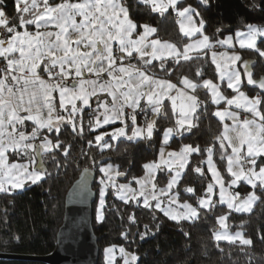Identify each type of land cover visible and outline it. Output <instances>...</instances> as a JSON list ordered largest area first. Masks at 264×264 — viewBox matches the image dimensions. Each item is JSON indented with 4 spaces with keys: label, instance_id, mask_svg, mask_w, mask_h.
Returning <instances> with one entry per match:
<instances>
[{
    "label": "snow or ice",
    "instance_id": "obj_1",
    "mask_svg": "<svg viewBox=\"0 0 264 264\" xmlns=\"http://www.w3.org/2000/svg\"><path fill=\"white\" fill-rule=\"evenodd\" d=\"M138 2L150 4L154 11L161 14L166 13L171 7L176 11L178 17L183 18L181 30L184 34L192 36L200 33L202 38L185 46L182 52L176 45L167 42L161 43L159 39L146 43V38L155 33L157 29L148 24L138 25L134 22L130 16L127 0H76V2L61 0L59 3L53 2L52 4H49V0H14L16 15L13 18H9L6 12V0H0V28H2L0 31V59L5 62L3 66H0V193L9 191L7 185H11L13 190L22 189L28 181L36 184L45 175H50L46 169L37 167L36 155L34 154L37 149L43 152L60 149L65 157L69 156L71 145H64L59 139L61 127L68 124L73 132L82 134L84 131L83 124L79 122L78 126L77 117L81 116L85 108L91 107L90 100L92 97H98V93L106 92L111 97L110 107L107 101L101 103L99 97L95 101L99 107L104 108V124L114 123L117 119L123 120L125 107L133 109V112L129 114L133 125L131 135L126 136L125 127L127 125H125V127L118 128L111 134L113 140L124 136L128 141L150 140L152 138L155 121L148 122L145 116V127L135 126V109L140 106L141 99L145 97L147 99V107L140 109L144 113L150 107L153 113L160 115L165 98L170 99L173 107H175L177 97L170 96L169 92L175 89L176 85L169 80L157 79L154 72L149 74V67L155 68L154 65H151V60H161L160 68L165 75H169L175 70L181 59L184 61L192 59V56L189 55V49L212 48L210 37L203 32L205 22L201 17L199 26H197L193 17H198L199 13L191 5L179 8L178 5L182 3V0H166V2L165 0H138ZM200 2L205 6L208 5V0H200ZM41 3L43 5L42 12L38 11ZM78 17L80 18L79 21L77 20ZM185 23L191 27L185 29ZM30 25L35 26V33L27 30L26 26ZM49 26H54L58 31L47 30ZM20 28L25 30L20 31ZM138 28H142L143 32H138ZM247 28V32L236 33L240 47L255 49L264 58V51L256 46L258 37H264V27L248 25ZM40 29H45V31H40ZM72 33L78 34L80 38L72 41ZM134 33L137 34L138 39H133ZM114 43L117 45L115 50ZM216 43L222 46H231L232 36L229 35L223 40L217 39ZM81 45L89 48L90 51L81 52ZM148 47H151L150 52L146 51ZM134 53H138L139 59L143 61V67H136L131 63L127 66L124 65L123 62L126 59L134 58ZM166 54L175 61L170 67H166L163 63ZM224 55L232 64L241 60L239 55ZM149 56L151 60L145 59ZM118 60L120 61L119 65H117ZM212 61L220 70V80L223 81L227 78V88L238 93L236 97L227 99V104L229 106L235 105L237 109H244L252 115L251 119L246 118L241 121L239 115L233 111L225 110L214 113L221 120H224L226 116L232 120L230 126L224 125L222 136L217 138L221 148L220 159L226 160V170L232 177L228 186L238 185V182L245 181L253 189L259 185L260 189L264 190V161L258 164V160L264 157V111H261V106L264 105V79L255 80L248 62H244L247 84L257 85L260 90L249 98L240 91L243 82L241 71L227 63L224 65L218 63L215 52L212 53ZM40 71L48 75V81L40 76ZM85 73L95 76V79L84 78ZM104 73L111 79L101 82ZM202 74L203 69H198L197 76ZM69 77L72 79L71 84L67 83ZM182 83L187 88L192 89L193 92L198 87L187 77L182 79ZM202 86L211 89L215 103L225 99L212 80H204ZM145 88L149 90L146 92L144 91ZM35 89H39V93ZM56 91L59 92V106L67 113V116L57 113L55 97L53 96ZM179 95L184 97L185 93L180 92ZM187 99L191 103L187 108L183 104L181 105L182 118L176 121L177 128H167L164 135V145L168 144V139L173 133L183 135L182 129L191 131V128L196 126L194 120L198 121L196 112L201 105L195 95H189ZM77 102H80L79 106ZM37 103L43 107L34 110V105ZM68 105L71 107L69 108ZM28 120L34 121L36 125L30 134L24 130L25 121ZM89 124L91 125V121ZM185 124L188 125L187 129H184ZM96 126H100L98 118ZM42 129L56 135L55 143L47 137H44L43 143L39 146L34 143L40 138ZM233 133L235 134L234 137L230 135ZM104 135L109 134L105 133ZM95 140L97 142L104 141L101 148L111 147L109 141L104 140L103 135L96 136ZM225 141L231 148L230 153L227 151ZM87 143L91 145L92 141ZM200 151L199 146L193 147L189 144L183 146L178 153H169L168 159H165L162 146L159 162L145 164L143 167L148 170V176L136 180L140 185L139 197H143V206L153 208L150 203L152 200L156 201L154 208L164 212L172 220L198 218L200 214L198 208L188 204L182 205L186 209L183 213L174 211L171 206L162 208L161 204L164 201L158 198L157 185L150 178H154L158 169L175 171V175L171 176L166 188L158 189L159 195L166 194L179 182L180 169L187 166L189 156ZM204 151L207 153V159L202 160L201 163L207 165L216 183L219 184V203H227L228 209L237 213L249 211L252 203L259 199L255 191L239 204L234 203V200L239 198V193L234 197L229 196L225 200L224 180L212 158L214 149L209 146ZM13 154L27 157V163H9V156ZM53 162L57 169L63 167L55 155H53ZM99 171L104 173L100 180L104 189L109 186L116 188L121 200L138 199L136 190L130 186V183L117 185L112 175L113 172L115 176H123L125 173L119 172L118 168L114 169L111 164L101 167ZM194 171L201 175L204 174L203 169L199 166H196ZM133 179L136 178L133 177ZM149 183L153 189L150 196L145 192L146 185ZM185 191L195 195L194 188L188 187ZM213 192L214 185L208 183L205 195L198 198L199 208L208 210L214 208L211 199ZM104 196L105 191L102 190L98 215V219L101 221L104 219ZM172 202H175V197H173ZM129 218L135 223L134 214ZM226 220L227 215L219 217L222 227L226 226ZM144 228L145 232L141 234V239L150 234L149 226L145 225ZM122 235L125 239L128 238L127 231ZM215 238L217 241L227 240L229 242H235L239 239L243 245L252 244L251 239L244 238L241 232H236L235 235L217 232ZM14 239L19 242V237H14ZM119 251L125 257L124 264H135L138 260L135 254L127 253L123 247ZM113 252L114 248L111 247L106 250L109 264H112Z\"/></svg>",
    "mask_w": 264,
    "mask_h": 264
},
{
    "label": "trees",
    "instance_id": "obj_2",
    "mask_svg": "<svg viewBox=\"0 0 264 264\" xmlns=\"http://www.w3.org/2000/svg\"><path fill=\"white\" fill-rule=\"evenodd\" d=\"M53 2L59 3L61 0H49V4ZM127 4L134 22L156 28L155 36L159 39L178 43L184 41L178 29L174 9L166 14H160L149 4L139 3L138 0H127ZM6 5L9 18H13L16 15L14 0H6ZM181 5H191L199 13L198 18L202 17L205 22L204 31L212 40L222 36L225 29H247L248 25L264 27V0H208L207 6L200 0H184ZM40 11H43V6ZM29 28L33 29L34 26L30 25ZM19 30L22 31V28ZM141 30L142 28H138V32ZM262 41L264 39H261L258 48L264 51ZM243 52L246 57L242 61L253 58L258 62L254 69L255 78L264 76V58L257 51ZM134 61L133 59L130 62ZM137 63L143 67V61L138 59ZM161 63L151 61L155 68L149 67V74L154 72L155 76L168 79L175 84H179L183 77L199 84L197 97L201 106L196 112L198 116V121L194 120L196 126L192 127L191 131L182 130L183 135L176 134L169 145L170 148L178 149L182 145L191 144L193 147L199 146L201 150L191 155L190 163L177 188L181 198L198 205V198L205 195L207 184L212 182L206 164L201 163L206 159L207 153L204 151L206 147H213L218 167L226 177H229L225 172V160L220 159L221 148L217 139L221 137L222 125L214 115L208 90L201 86L204 80L216 78L215 67L209 55L204 52L193 56L189 61L180 60L169 75H165L160 68ZM163 63L170 67L175 61L171 59ZM201 68L203 74L197 76V70ZM245 89L251 95L258 92L248 89L246 85ZM163 112L162 117L156 122L150 140L128 141L122 137L117 140L111 139L109 131L115 129V126L95 129L93 109H85L81 116L77 117L78 126L79 122L83 124L82 134L73 132L68 124L62 125L59 139L64 145H71L69 156L65 157L60 149L43 153L42 159L50 175H45L36 184L29 183L22 189L0 193V254L23 256L52 254L57 248V233L63 223L66 194L81 171L90 165L93 166L97 174L94 184L97 199L101 177L99 169L102 165L108 163L116 165L119 172L125 173L122 179L124 181L139 177L144 171L143 166L157 159L164 130L174 125L168 106ZM144 117L137 115V120L142 122ZM128 127H132V124ZM105 133L109 135H104ZM98 135H103L111 147L101 148L104 141L97 142L95 137ZM44 136L55 143L54 133L44 130L38 140ZM88 141H92V144L88 145ZM53 155L63 167L56 168ZM261 161H264V157L259 159L258 164ZM196 166L203 169V175L194 171ZM168 176L166 172L161 171L158 183L161 185ZM188 187L195 189V195L185 191ZM253 190L259 199L252 212L248 214L228 210L225 205L218 203L215 195L212 210L203 212L197 220L181 222L170 220L154 207L145 208L139 203H125L109 191L105 200L103 221H99L95 215L97 200L93 205V229L100 247L98 264H106L102 251L103 248L112 246L123 247L127 253L135 254L138 257L135 264H264V239H261L264 237V190L259 186L253 189L244 183L237 189L241 197ZM133 214L135 223L129 218ZM222 215H227L230 230H242L245 237L251 239L252 244L217 241L214 234L218 229L217 219ZM145 225L149 226L150 234L141 239ZM125 231L128 232L127 239L122 235ZM14 237H19V242H16ZM0 264L46 263L0 258Z\"/></svg>",
    "mask_w": 264,
    "mask_h": 264
},
{
    "label": "rangeland",
    "instance_id": "obj_3",
    "mask_svg": "<svg viewBox=\"0 0 264 264\" xmlns=\"http://www.w3.org/2000/svg\"><path fill=\"white\" fill-rule=\"evenodd\" d=\"M183 1H184V0H182V2H183ZM73 2H76V1H73ZM165 2H166V0H165ZM149 5H150V4H149ZM150 6H151V5H150ZM186 6H188V5H181V4L178 5L179 8H183V7H186ZM192 8H193V7H192ZM171 9H172V8L170 7V8L168 9V11H170ZM168 11H167V12H168ZM155 12H156V11H155ZM167 12H166V13H167ZM157 13H159V12H157ZM166 13H163V14H166ZM174 13H175V15L177 16L175 10H174ZM160 14H161V13H160ZM182 19H183V18H180V20L177 21V25H178L179 32H180L182 38L184 39V41H181L180 43H178V42H173V41H169V40H162V39H159L158 37L155 36V34H156V32H155V33L151 34L149 37L146 38V43H150L151 40L159 39V40L161 41V43L167 42V43H171V44L176 45V47L182 52L185 46H187V45H189V44H193V43H195L198 39H201L202 36H201L200 33H196V34H194V35H192V36H186V35L184 34V32L181 30V20H182ZM193 19H194L196 25L199 26L200 18H198L197 16H194ZM77 20L79 21L80 18L78 17ZM204 26H205V24H204ZM189 27H191V25H188L187 23H185V29H187V28H189ZM48 29H49V28H48ZM50 31H58V29H56V28L53 26L52 29L50 28ZM70 31H71V30H70ZM247 31H248V28H247V29H241V28H235V29H230V28H229V29H225L224 34H223L222 36L218 37L217 39L223 40V39H226V37L230 35V36H232V44H231V46H230V45H223V46H222V45L216 43L217 39L212 40V39L210 38V42H211V44L213 45L212 48H210V49H199V50L189 49V55L192 56V57L195 56V55H197V54H199V53H203V52L206 53V54H208V55H209V58H210V61L212 62V64H213L214 67H215L216 78H215V79H210V80H212L213 83H215V84L217 85L218 91L221 93V95H223V96L225 97V99L220 100L219 103H215V98L213 97V94H212L211 89H207V88H206V89L208 90V92H209V95H210L211 104H212V106H213V108H214V113L217 112V111H225V110L233 111V112H236V113L239 115V119H240L241 121H242L243 119H246V118H247V119H251V118H252V115H251V113L246 112L244 109H237V108L235 107V105H231V106H229V105L227 104V99H231V98H233V97H236V96L238 95V93H237L235 90H233V89H229V88H227V78H225L223 81L220 80V78H219V77H220V70L217 69V67H216V63H213V61H212V53L215 52V53L217 54V62H218V63H220L221 65H224V64L227 63V64H229L231 67L240 70L241 73H242V70H241V62H242V59H243L244 57H246V54H244L243 50L256 51L255 49H249V48H247V47H245V48H241V47H240L239 38H237L236 33H237V32H247ZM142 32H143V29L140 31V33H142ZM203 32H204V34H206V32L204 31V29H203ZM206 35H207V34H206ZM208 36H209V35H208ZM79 38H80V37H79L78 34H76V33H72V35H71V40H72V41H75L76 39H79ZM133 39H138V36H137L136 33L133 34ZM261 39H264V37H258V39H257V41H256V46H257V47H258V44H259V42L261 41ZM73 46L75 47V44H73ZM113 46H114V50H115V48L117 47V45L114 43ZM260 50L263 51V49H260ZM80 51H81V52H86V51H90V49L84 47L83 45H81V47H80ZM146 51L150 52V51H151V47H148V48L146 49ZM224 54H227V56H231V55H234V54H235V55H239V56L241 57V60H240V61H237L235 64H232L231 61H229V60L226 59V56H225ZM58 55H59V53H58ZM133 57H134V58L126 59V60L123 62L124 65L127 66L129 63H131L132 65H134V66H136V67H140V66H138V63H137V60L139 59V55H138V53H134V54H133ZM133 59H134L135 61H134V62H130V61L133 60ZM136 59H137V60H136ZM145 59H149V60H151V57H150V56H149V57H145ZM171 59H173V58H172L171 56H168L167 54H166L165 57H164V61H168V60H171ZM181 60H183V59H181ZM151 61L162 62V61L159 60V59L151 60ZM119 64H120V61L118 60V61H117V65H119ZM86 74H87V73H85L84 78H86ZM156 78H157V79H163V78H160V77H156ZM183 78H184V77H183ZM86 79H87V78H86ZM93 79H95V76H93ZM101 79H103V80L101 81V82H103L104 80H110L111 77L107 76V74L104 73V74H102ZM188 79H190V78H188ZM165 80H168V79H165ZM190 80H191V79H190ZM207 80H209V79H207ZM169 81H170V80H169ZM192 81H193V80H192ZM242 81H243V82H242V85H241V87H240V91L243 92V93H245L249 98L253 97L254 95H251V94L245 89V81H244L243 73H242ZM170 82L173 83V84H175V83L172 82V81H170ZM193 82L196 83L195 81H193ZM196 84H197L198 87H199V84H198V83H196ZM175 85H176V88L170 90V92H169V95H170V96H176V97H177L175 107H173L172 101H171L170 99L165 98L164 101H163V106H162L161 114H160V115H157V114L153 113V112L151 111V108L149 107V110L147 111V114H148V116H147V120H148V122L155 121V126H156V122H157L158 118L162 117V115H163V113H164L163 110L168 106V107H169V113H170L172 119L174 120V125L169 126V127H172V128H174V129L178 127V125L176 124V121L182 118V117H181V110H180V109H181V105L183 104V105L185 106V108H187V106L191 103V102L187 99V96H189V95H195V96L197 97V88H198V87L196 88L195 92H193L192 89L187 88V87L182 83V80L180 81L179 84H175ZM202 85H203V82H202L201 86H202ZM148 90H149V89H147V88L144 89V91H146V92H147ZM180 92H184V93H185V96H184V97H181V96L179 95ZM197 98H198V97H197ZM145 101H146V102H145ZM198 101H199V100H198ZM142 102L147 104V99H146V97L143 98V99H141V101H140V106H141ZM198 103H199V102H198ZM140 106H139V107H140ZM139 107H137L135 110H138ZM263 108H264V106L262 105V106H261V111H264ZM127 109H129V110H133V109L130 108V107H125V109H124V119H127L126 116L129 115V114L126 112ZM214 115H215V114H214ZM215 116H216V115H215ZM216 117H217V116H216ZM217 119L220 121V123H221V125H222V132H221V136H222V134H223V130H224V125H229V126H230V125L232 124V120H231L230 118H228L227 116L225 117L224 120H221L219 117H217ZM257 120H258V118H257ZM125 125H127L126 120L124 121V126H123V127H125ZM130 125H131V121H130ZM135 126H137V127H145V117H144V119L142 120V122H139V121L137 120V115H136V125H135ZM169 127H167V128H169ZM187 127H188V125L185 124L184 129H187ZM167 128L164 130L163 135H162V139H161V147L163 146V148H164V153H165V157H164V158H165V159H168V154H169V153H173V152L178 153V152L181 151V149L183 148V146H185V145H182V146H181L180 148H178V149L170 148L169 145H170V142H171V140L173 139V137L176 135L175 133H173V135H172L171 137H169V139H168V144H167V145H164V135H165V132H166ZM128 129L131 130L130 134H129V130H128ZM154 129H155V128H154ZM132 130H133V125H132V127H128V125H127V127H125L126 136H127V135H131ZM182 130H183V129H182ZM253 130H254V129H253ZM114 132H115V130H114L112 133L110 132V134H113ZM153 134H154V130H153ZM230 135H232L233 137L235 136L234 133H233V134H230ZM126 136H124V137H122V138H126ZM44 137H46V136H44ZM44 137H43V138H44ZM152 137H153V136H152ZM119 138H121V137H119ZM119 138H118V139H119ZM115 140H117V139H115ZM137 140H138V139H137ZM234 142H235V141H234ZM224 143H225V146L227 147V151L230 153V152H231V148L228 147L227 141H225ZM186 145H187V144H186ZM245 148H246V146H245ZM160 149H161V148H160ZM159 153H160V151H159ZM191 155H192V154H191ZM191 155L189 156V162H188L187 166H186L185 168H183V169H180L181 177H180V179H179V182L173 186V188H172L171 191L166 192V194H164V195H159L158 189H159V188H166L167 183L170 181L171 176H174V175H175V171H171V172H170V171H168V170H164V172L167 173V176H168V175H169V176L167 177V179L164 180V182H163L161 185L158 183V176H159V173L161 172V170L158 169L157 172H156L155 175H154V178H150V179H152V182H154V183L157 185V189H156V191H157V194H158V198H159L160 200L164 201V203L161 204V207H162V208H167V207L171 206V208H172L174 211H176V212H178V213H183V212L186 211V209H185L184 207H182V205H184V204H188V205H191V206H193V207H197V208H198L199 213H200L198 218H200V216L203 214V212L208 211V209H202V208H199L198 205H194V204H192L189 200H186V199H184V198H181L180 195H179V193H178V191H177L178 185H179V183L181 182V180H182V178H183V176H184V174H185V172H186V170H187V167H188V165H189V163H190V157H191ZM212 158H213V161H214V164H215L217 170L219 171L221 177H222L223 180H224L225 189H226V191H225V200H227L229 196H233V197H234L237 193H239V191H237V189L239 188L240 184L244 183V184L248 185L245 181H240V182H238V185H233V186L229 187L228 185H229V182H230V180L232 179V177L230 176V174H229V173L227 172V170H226V160H225V172H226V174H227L229 177H226L225 174H224V173L220 170V168L218 167V165H217V163H216V161H215V154H213V157H212ZM159 159H160V155L158 154L157 159H156L155 161H150L149 163H151V162H157V163H158V162H159ZM206 159H207V154H206ZM206 159H205V160H206ZM258 161H259V160H258ZM108 164H111V165L113 166L114 169L117 168V166L114 165V164H112V163H108ZM147 164H148V163H147ZM106 165H107V164L102 165L101 167L106 166ZM206 166H207V165H206ZM101 167H100V168H101ZM162 167H163V166H162ZM174 167H175V166H174ZM207 170H208V172H209V174L211 175V178H212V182H211V183L214 185V192H213V194H211L212 203L214 204V200H215L214 197H215V195H217V198H218L217 201H218V203H219V200H220V195H219L220 187H219V184L216 183V181H215V179L213 178L212 173H211V171H209L208 167H207ZM103 175H104V173L101 172V177H102ZM112 175H113V177H114L115 182H116L117 185H119V184H129V183H130V186H131L133 189L136 190V194H137L138 199H136V200L128 199L127 201H125V200H121L119 194L117 193V189H116V188H113V187L109 186L107 189H104V186L101 185V183H100V180H101V177H100V178H99V184H100V185H99L98 199H97V203H96V206H95V215H96V218H97V219H98V215H99V213H100V199H101V191H102V190L105 191V196H104V199H105V200H106V196H107L108 192H109V191H112V192L114 193V195H115L118 199H120L121 201H123V202H125V203L134 202V203H139L140 205L143 206V203H142V201H143V197H139V189H140V185L136 182V180L144 179L145 177H147V176H148V170L144 168L143 173H142L139 177H137L135 180H129V181L121 180V179H120L121 176H115V173H114V172L112 173ZM248 186L251 187V185H248ZM258 186H259V185H258ZM251 188H252V187H251ZM152 191H153V189L151 188V183L147 184V185H146V188H145V192H146V194H148V195L150 196ZM253 191H254V190H253ZM253 191H251L250 193H252ZM250 193H249V194H250ZM177 194H178V195H177ZM189 194H192V193H189ZM249 194L245 195L244 197H241V195H240V193H239V198H238L237 200H234V203L239 204L241 201H243L244 199H246L247 196H248ZM173 197H175V202H172ZM256 202H257V200L254 201V202L252 203V205H251L249 211H246V212H240V213H238V214H248V213L252 212V210L254 209V206H255ZM150 203H151V204L153 205V207H154L156 201H152V200H150ZM221 205H225V206L227 207V203H224V204H221ZM227 209H228V207H227ZM156 210L164 214V212L160 211L159 209H156ZM228 210H230V209H228ZM231 211H232V212H235V211H233V210H231ZM235 213H237V212H235ZM164 215H165V214H164ZM165 216H166V215H165ZM166 217L169 218L168 216H166ZM198 218L191 219V220H182V219H181V220H172V219H170V218H169V219L172 220V221H175V222H181V221H194V220H197ZM98 220H99V219H98ZM99 221H101V220H99ZM217 221H218V229H217V231H216L215 234H214V238H215V235H216L217 232H220V233L227 232L229 235H235L236 232H241L242 235H243V237L246 238V239H248L247 237H245V235H244V233H243L242 230H239V229H238V230H235V231L230 230V228H229V226H228V221H227V220L225 221V225H226L225 227H222V226L220 225L219 217H218ZM215 239H216V238H215ZM219 241H226V242H229V241H227V240H219ZM235 242H239V243H241V241H240L239 239H237ZM241 244H242V243H241ZM108 248H110V247H105V248H103V251H102L103 259L105 260L106 264H109V262H108V256H107V253H106V250H107ZM111 248H114V252H113V254H112V256H113L112 264H124L125 257H124V256L120 253V251H119V249H120L121 247H115V246H112Z\"/></svg>",
    "mask_w": 264,
    "mask_h": 264
},
{
    "label": "water",
    "instance_id": "obj_4",
    "mask_svg": "<svg viewBox=\"0 0 264 264\" xmlns=\"http://www.w3.org/2000/svg\"><path fill=\"white\" fill-rule=\"evenodd\" d=\"M244 62H248L253 78L259 81L264 79V76L255 78L254 69L258 62L253 58H247L241 62V70L246 87L259 92L257 85L247 84ZM35 155L37 167L46 169L42 151H37ZM96 176L93 166L90 165L81 171L78 179L68 190L63 223L57 233V248L52 254L47 256L0 254V258L38 261L46 264H98L100 247L93 229V205L97 200V192L94 189ZM120 179L124 177L121 176Z\"/></svg>",
    "mask_w": 264,
    "mask_h": 264
},
{
    "label": "crops",
    "instance_id": "obj_5",
    "mask_svg": "<svg viewBox=\"0 0 264 264\" xmlns=\"http://www.w3.org/2000/svg\"><path fill=\"white\" fill-rule=\"evenodd\" d=\"M42 3H41V6H40V8L38 9V11H40L41 10V8H42ZM34 26V25H33ZM27 27V30L29 31V32H32V33H35V31H36V28H35V26H34V28L32 29V28H29V26H26ZM50 28L52 29L53 28V26H49V29H47V30H49L50 31ZM25 29L24 28H22V31H24ZM40 31H45V29H40ZM17 56H18V53L16 54ZM0 61H3L2 59H0ZM139 66V65H138ZM41 67H43V65H41ZM40 76L43 78V79H45L46 81H48L49 80V77H48V75L45 73V72H43V71H40ZM157 77V76H156ZM86 78H93V76H90V77H86ZM164 79V78H163ZM68 80H70V81H72V79H71V77H69L68 78ZM103 79H101V81H102ZM30 91H32V90H30ZM35 91L37 92V93H39V89H35ZM53 96L55 97V104H56V108H57V113L58 114H62V115H64V116H67V113L63 110V109H61L60 108V106H59V92L58 91H56V92H54L53 93ZM98 97L100 98V100H101V103H103L104 101H107L108 102V105H109V107L111 106V97L110 96H108V94L105 92V93H98ZM98 97H92L91 98V100H90V104H91V107H88V108H85V109H93V111H95V114H94V125H95V129H104V128H107V127H113V126H115V129H112V130H110L109 131V133L111 132H113L114 130H116V129H118V128H121V127H123L124 126V121L126 120V122H127V125H130V117L129 116H126L127 117V119H123V120H120V119H117L114 123H109V124H104L103 123V120H104V108L103 107H99L96 103H95V101L97 100V98ZM146 102V101H145ZM78 103V106H79V104H80V102H77ZM143 103V102H142ZM43 106L42 105H40L39 103H37V104H35L34 105V110L36 109V108H42ZM68 107L70 108L71 106L70 105H68ZM140 108V107H139ZM22 114H24V115H26L27 113H22ZM55 115V114H54ZM109 115H110V113H109ZM148 116V114L146 115V117ZM97 118L99 119V121H100V126H96V120H97ZM34 127H36V125H35V122L34 121H31V120H28V121H25V126H24V130L26 131V133L27 134H30L31 132H32V130H33V128ZM44 130H46V129H42L41 131H44ZM129 130V129H128ZM129 132H131V130H129ZM47 137V136H46ZM48 139H50L49 137H47ZM43 139L44 138H41L40 140H36L34 143L37 145V146H39L41 143H43ZM31 151V150H30ZM37 151H39V149H37ZM43 153H47V152H43L42 151V154ZM34 154H36V153H34ZM27 157H25V156H23V155H21V156H16V155H10L9 156V163H12V162H17V163H27ZM36 163H37V159H36ZM31 170V169H30ZM42 180V179H41ZM40 180V181H41ZM39 181V182H40ZM29 183H31V181H28L27 183H25V185H24V187L27 185V184H29ZM38 183V182H37ZM31 184H33V183H31ZM8 189H9V191L8 192H12L13 191V189H11V185H7L6 186ZM23 187V188H24ZM15 190H17V189H15Z\"/></svg>",
    "mask_w": 264,
    "mask_h": 264
},
{
    "label": "built area",
    "instance_id": "obj_6",
    "mask_svg": "<svg viewBox=\"0 0 264 264\" xmlns=\"http://www.w3.org/2000/svg\"><path fill=\"white\" fill-rule=\"evenodd\" d=\"M179 20H180V17L176 16V21H179ZM0 31H2V28H0ZM4 63H5L4 61H0V66H3ZM86 77H90V75H89V74H86ZM67 83L71 84L72 81L68 80ZM30 90H31V89H30ZM145 107H147V104H146V103H142L141 106H140V108H139L138 110H135V115H138V116H140V117H144V116L146 115L147 112H146V113L141 112L140 109H141V108H145ZM148 109H149V107L147 108V111H148ZM126 112H127L128 114H130V113L133 112V110H129V109H127Z\"/></svg>",
    "mask_w": 264,
    "mask_h": 264
},
{
    "label": "clouds",
    "instance_id": "obj_7",
    "mask_svg": "<svg viewBox=\"0 0 264 264\" xmlns=\"http://www.w3.org/2000/svg\"><path fill=\"white\" fill-rule=\"evenodd\" d=\"M148 110H149V109H148ZM146 115H147V113H146ZM146 115H145V116H146ZM41 132H42V131H41Z\"/></svg>",
    "mask_w": 264,
    "mask_h": 264
}]
</instances>
